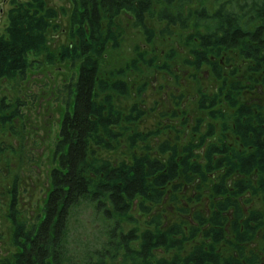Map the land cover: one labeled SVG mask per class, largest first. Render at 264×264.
<instances>
[{"label": "rangeland", "instance_id": "1", "mask_svg": "<svg viewBox=\"0 0 264 264\" xmlns=\"http://www.w3.org/2000/svg\"><path fill=\"white\" fill-rule=\"evenodd\" d=\"M2 1L0 8L6 12L0 16V36L6 35L7 15L13 3L31 2L10 0L11 4L4 6ZM190 2L192 8L188 9L192 10L202 5L212 8L214 4L213 0ZM44 3L56 13L47 30V48L40 54H30L31 67L23 76L0 80V259H8L19 250L14 243V217L31 227L39 225L44 216L51 172L58 167L56 143L64 115L72 108V86L79 78L82 58L76 57L72 48L67 60L61 58L67 47L80 43L71 24L75 0ZM153 5L144 21L149 33L136 25L130 12H122L110 28L115 41L107 45L100 60L101 80H121L127 84V92L113 93V104L121 112L120 122L111 128L115 138L104 136L111 143L109 147L106 142L91 141V159L109 161L117 167L132 162L148 148L151 157L161 159L167 155L162 156L158 149L167 141L182 153L192 141L202 144L193 149L203 164L209 146L222 150L221 145H225L231 151L227 157L246 156L252 150L249 145L255 142L254 132L262 129L264 135V67L257 68L254 61L241 56L238 48L205 52L217 64L219 74L208 64L197 67L193 52L204 50L195 34L205 32L204 26L196 24V28V17L189 29L168 25L157 16L162 4ZM105 95L98 98L100 102ZM237 120L246 128L250 125L248 135H241ZM220 156L219 152L213 159ZM260 165L264 168V162ZM226 171H207L206 179L187 171L193 179L187 181L184 175L168 183L163 201L148 204L152 207L150 214L140 210L143 198H137L132 214L138 222H130L125 229H153L155 226L148 223L151 215L158 213L163 218L161 228L180 224L184 231L178 237L183 240L182 247L157 249L159 257L181 254V259H186L201 247L206 251L212 248L221 260L219 264H259L264 261V169L256 168L250 174L234 169L229 176ZM241 181L246 190L240 193L237 184ZM180 183V189H173V184ZM228 202L234 204L222 211ZM83 208L72 220L74 248L94 245L102 227L93 210ZM216 218L223 225L213 224ZM221 227L224 238L218 242L216 235L211 237V228L217 231ZM243 233L248 237L241 241Z\"/></svg>", "mask_w": 264, "mask_h": 264}, {"label": "trees", "instance_id": "2", "mask_svg": "<svg viewBox=\"0 0 264 264\" xmlns=\"http://www.w3.org/2000/svg\"><path fill=\"white\" fill-rule=\"evenodd\" d=\"M154 2L162 4L157 16L159 20L167 21L168 25L189 29L192 18L196 17V28H199L197 25L204 26L205 32L195 34L200 48L204 50L193 52L197 67L202 63L208 64L219 74L217 64L205 52L224 48H238L241 56L254 61L257 68L264 67V0H213L212 8L202 5L194 10L188 9L192 8L190 0H75L71 24L79 35L80 43L78 46L67 47L61 58L67 60L70 55L68 50L72 48L76 57H81L82 60L79 78L72 86L75 88L72 108L64 115L60 138L56 143L58 167L51 172V191L46 199L40 224L28 227L14 217V243L19 246V250L8 259H0V264L221 262L212 248L206 251L201 247L186 259H181V254H175L171 258L159 257L155 252L157 249L163 247L170 251L182 247L183 240L178 237L184 231L180 224L161 228L163 218L158 213L152 214L148 223L155 226L153 229L141 230L136 227L127 231L125 225L138 222L132 214L133 203L137 198H143L140 210L150 214L152 207L148 204H160L163 201L168 183L184 175L187 181L193 179L187 172L189 170L195 176L201 174L203 179H206L207 171L215 172L218 169L227 170V176L234 169H241L246 174L252 173L256 168L263 170L260 165L264 162L262 129H253L255 142L249 145L252 150L246 156L240 154L227 157L231 151L225 145H221L222 150L209 146L205 155L206 164L199 160L200 156L194 155L193 148L202 144L193 141L183 148V153L178 150L177 145L164 142L158 150L162 156L167 157H151L148 148L144 153L134 156L132 162L122 163L117 167L109 161L98 162L96 158L92 160L89 152L93 140L97 144L106 142L108 147L111 145L104 140V136L113 140L115 136L111 128L121 119V112L113 104L112 95H124L127 92V84L121 80L110 81L106 77L101 80L100 60L107 45L115 41L110 29L113 21L122 12H130L136 18V25L142 26L149 33L144 21L146 15L152 12ZM18 4L10 10L6 35L0 36V80L23 76L31 67L30 57L47 48V30L51 26V19L56 16L55 11L45 8L44 0ZM98 91L100 97L102 93L106 94L102 102L98 99ZM239 113L240 116L244 115L241 111ZM237 122L241 135H244L250 125L246 128L239 120ZM248 134L249 132L246 133ZM219 152L221 156L214 160ZM237 186L240 193L246 190L243 181ZM181 187L182 183L173 184L175 190ZM228 203L223 204L222 211L234 204ZM83 207L93 210L96 222L100 221L102 227L94 245L74 248L71 242L72 220ZM199 218L204 221L201 216ZM234 222L237 228V220ZM223 223L221 219H213L216 226L220 227ZM211 231V237L215 238L216 235L218 242L224 238V227L217 231L211 228ZM209 234L210 232L207 233L208 236ZM239 237L244 241L248 236L243 233Z\"/></svg>", "mask_w": 264, "mask_h": 264}, {"label": "flooded vegetation", "instance_id": "3", "mask_svg": "<svg viewBox=\"0 0 264 264\" xmlns=\"http://www.w3.org/2000/svg\"><path fill=\"white\" fill-rule=\"evenodd\" d=\"M20 2H21V1H20ZM9 4H11V1H10V0H3V1H2V5H4V6H7V5H9ZM15 5H19V4H18L17 2H14L11 8H13V6H15ZM11 8L9 9V14H10V10H11ZM5 12H6V11H4L3 8H0V16H3ZM9 14L7 15L8 18H9ZM74 90H75V88H74ZM251 138H252V137H251ZM259 264H264V261L260 262Z\"/></svg>", "mask_w": 264, "mask_h": 264}]
</instances>
